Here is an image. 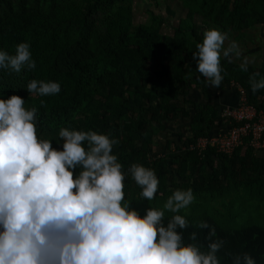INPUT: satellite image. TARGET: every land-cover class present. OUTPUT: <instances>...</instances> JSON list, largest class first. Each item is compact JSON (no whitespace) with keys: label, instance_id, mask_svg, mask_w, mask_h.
I'll use <instances>...</instances> for the list:
<instances>
[{"label":"trees","instance_id":"trees-1","mask_svg":"<svg viewBox=\"0 0 264 264\" xmlns=\"http://www.w3.org/2000/svg\"><path fill=\"white\" fill-rule=\"evenodd\" d=\"M167 1L184 15L170 3L163 10ZM261 25L264 0H0V49L13 54L28 42L35 61L20 74L0 70V93L35 107L45 138L59 141L62 127L115 136L113 152L124 169L143 164L160 182L148 202L139 200L140 188L126 175L132 207L143 214L150 205L162 206L173 189L191 187L196 200L187 209L184 240L195 232L206 249L214 230L213 238L224 241L221 264L245 252L264 264V215L257 212L264 209V154L247 143L228 154L198 148L199 138L231 122L193 59L205 29L218 28L243 44L254 42L252 30ZM242 57L221 59L224 78L215 89L242 87L264 110V89L253 92L249 83L255 73L264 76V58L245 72ZM32 79L58 81L61 90L29 93L24 85ZM57 141L52 146L59 148Z\"/></svg>","mask_w":264,"mask_h":264},{"label":"clouds","instance_id":"clouds-1","mask_svg":"<svg viewBox=\"0 0 264 264\" xmlns=\"http://www.w3.org/2000/svg\"><path fill=\"white\" fill-rule=\"evenodd\" d=\"M226 41V32L205 29L193 54L196 71L213 88L224 78L221 59L242 54L235 40ZM239 67L247 72V61ZM34 68L28 42L13 54L0 49V70ZM249 83L253 92L264 89V76L255 73ZM24 86L39 96L61 90L54 80ZM25 102L0 93V264H221L224 241L213 238L214 230L206 249L195 232L184 240L187 209L196 200L191 187L173 189L162 206L149 204L141 214L125 198V177L140 188L139 200L150 202L160 183L154 169L132 163L125 170L113 152L119 140L107 133L62 127L59 141L45 138L37 131V109ZM231 264L257 261L245 252Z\"/></svg>","mask_w":264,"mask_h":264},{"label":"built area","instance_id":"built-area-1","mask_svg":"<svg viewBox=\"0 0 264 264\" xmlns=\"http://www.w3.org/2000/svg\"><path fill=\"white\" fill-rule=\"evenodd\" d=\"M238 88L239 103L225 110L231 122L229 131L199 138V149L204 150L212 146L219 152L228 154L244 143L255 150L264 149V110L251 104L246 91L242 87Z\"/></svg>","mask_w":264,"mask_h":264},{"label":"rangeland","instance_id":"rangeland-1","mask_svg":"<svg viewBox=\"0 0 264 264\" xmlns=\"http://www.w3.org/2000/svg\"><path fill=\"white\" fill-rule=\"evenodd\" d=\"M167 3L172 4V6L175 8V10L177 12H180L179 14L181 16L184 15V13H181V10L178 8V6L176 4H173L172 1H167L166 3H164L163 6H162L163 10L165 9V6H166ZM140 10L144 11V8L142 6H140ZM180 15H178V16H180ZM137 17H139V15H137ZM251 35H252V38H253L254 42L246 41L243 44L240 43V42L238 43V45H239V47L241 49V53H242L241 55L243 56L241 58V61L242 62L247 61V63L259 64V62H261L263 60V58H264V25H261V26L257 27L256 29L252 30ZM228 42H231V41L228 39V41H226V45H227ZM193 97H195V94H193ZM232 199L233 198H227V200H223V199H220V200H223V201L227 202V201H232ZM234 208L238 209V208H240V206L237 205ZM257 212H259L260 214L264 215V209H261V210L257 209ZM257 212L253 211V215L257 216L258 215ZM262 222H264V217H262Z\"/></svg>","mask_w":264,"mask_h":264},{"label":"crops","instance_id":"crops-1","mask_svg":"<svg viewBox=\"0 0 264 264\" xmlns=\"http://www.w3.org/2000/svg\"><path fill=\"white\" fill-rule=\"evenodd\" d=\"M213 93H215V96L217 98V103L219 106L224 107L226 110L227 108L234 107L239 103L240 99V90L238 86L228 85L225 90L219 91L215 88L212 89ZM175 127V124L172 126ZM178 127V125H176ZM187 126H184V129H186V132L189 133V129L186 128ZM231 127V124H226L224 122L223 125L218 126V129L215 134L219 132H228ZM177 140V138H176ZM179 142V141H176ZM257 154H264V149L257 150Z\"/></svg>","mask_w":264,"mask_h":264}]
</instances>
